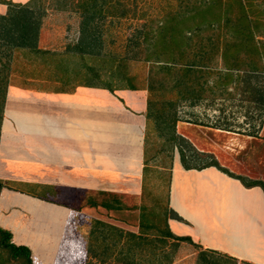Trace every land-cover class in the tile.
Listing matches in <instances>:
<instances>
[{
  "label": "crops",
  "instance_id": "0c3cea01",
  "mask_svg": "<svg viewBox=\"0 0 264 264\" xmlns=\"http://www.w3.org/2000/svg\"><path fill=\"white\" fill-rule=\"evenodd\" d=\"M5 10L0 3V14ZM46 37L39 27L37 47L67 58V44L52 50ZM57 84L38 76L6 87L0 180L10 188L0 189V227L30 249L34 263L85 264L92 219L137 232L138 203L106 208L99 202L140 199L146 91ZM88 194L100 197L93 196L96 205L85 203ZM166 204L181 218L166 219L169 232L191 240L179 243L176 258L189 244L192 264L204 258L264 264L260 187H245L214 166L185 169L172 162Z\"/></svg>",
  "mask_w": 264,
  "mask_h": 264
},
{
  "label": "trees",
  "instance_id": "16d2710c",
  "mask_svg": "<svg viewBox=\"0 0 264 264\" xmlns=\"http://www.w3.org/2000/svg\"><path fill=\"white\" fill-rule=\"evenodd\" d=\"M0 3L6 5L0 14V121L6 87L16 73L23 79L42 76L109 91H146L138 230L130 232L92 219L87 256L96 257L97 262L88 264H171L179 243H191L188 236H176L167 229V218L181 220L166 204L171 157L166 155L164 166L162 159L159 165L150 163L163 155L161 150L149 153L151 134L161 145L167 144L168 152L176 147L183 168L214 166L245 187H260L264 194L263 180L234 175L214 158L190 165L177 145L183 138L174 133L177 102L195 105L206 98H224L240 83L247 85L243 91L259 92L263 99V87L250 79L264 72V0H67L74 3L78 15L77 35L67 43V58L64 52L37 47L41 14L34 6L41 7L43 0ZM19 64L28 70L17 71ZM66 64L67 70L53 68ZM162 174H166L163 207L154 192L158 183L151 181L152 177L162 181ZM3 187L10 188L0 180ZM112 199L99 203L122 207ZM85 200L97 204L89 195ZM112 234L114 247H104L100 255L92 252L95 240ZM0 264L37 263L27 246L15 244L11 233L0 227ZM201 264L211 261L204 258Z\"/></svg>",
  "mask_w": 264,
  "mask_h": 264
},
{
  "label": "rangeland",
  "instance_id": "374dc122",
  "mask_svg": "<svg viewBox=\"0 0 264 264\" xmlns=\"http://www.w3.org/2000/svg\"><path fill=\"white\" fill-rule=\"evenodd\" d=\"M39 5L34 6V11L37 15L41 14L40 27L47 36L44 45L52 50L64 51L65 44L70 43L77 35L78 15L74 3H67V0H43L42 6ZM18 67L17 71L26 72L28 70L27 67L24 69V65L19 64ZM63 67L67 70V64L61 67L53 66L55 69ZM12 80L22 83L23 77L16 73ZM57 83L58 88L67 89L66 84ZM250 83H256V86H262L264 90V74L255 75L250 79ZM246 87L247 85L240 83L238 89H230V95L213 100L206 98L200 104L189 105L185 102H177L175 107L177 122L174 133L183 138L177 141V145L184 152L190 165H201L214 158L219 166L234 175L264 181V94L262 99L259 92L243 91ZM151 135L149 153L153 155L157 150H161L165 155L158 154L153 160L151 159V164L159 165L162 159L161 165L164 166L166 155H170L171 164L172 162L180 163L176 147L168 152L167 144L161 145L156 137ZM165 175L162 174V181L153 177L151 179V181L155 179L158 183L154 192L158 196L161 207L165 205ZM147 190L150 191V188L148 187ZM91 196L100 198L94 194ZM139 201L120 204L132 205ZM158 223V226H161V222ZM114 236L115 234H112L105 240H95L92 252L100 255L104 247H114ZM168 242L170 241L167 240ZM164 247L169 248V245L166 244ZM183 248L185 249L178 250L180 257L178 254L171 264H192V247L184 244ZM89 256L90 259H86L85 264L90 261L97 262L96 257ZM210 261L211 264H228L219 259Z\"/></svg>",
  "mask_w": 264,
  "mask_h": 264
}]
</instances>
